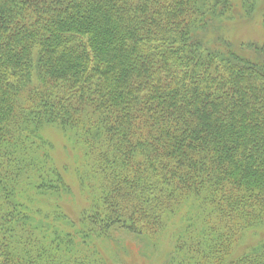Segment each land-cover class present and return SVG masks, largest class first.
Wrapping results in <instances>:
<instances>
[{
  "label": "trees",
  "instance_id": "1",
  "mask_svg": "<svg viewBox=\"0 0 264 264\" xmlns=\"http://www.w3.org/2000/svg\"><path fill=\"white\" fill-rule=\"evenodd\" d=\"M259 1L0 0V264L175 218L173 264H264V43L224 34Z\"/></svg>",
  "mask_w": 264,
  "mask_h": 264
},
{
  "label": "rangeland",
  "instance_id": "2",
  "mask_svg": "<svg viewBox=\"0 0 264 264\" xmlns=\"http://www.w3.org/2000/svg\"><path fill=\"white\" fill-rule=\"evenodd\" d=\"M264 12V0L259 1V6L256 10V15H261L257 21L251 19L244 22L245 19L238 18L235 21L227 23L228 32H224L227 37L234 39L238 44L245 42L264 43V28L261 23L262 13ZM258 19V18H257ZM223 26V25H222ZM215 33H211L213 36ZM216 36V35H215ZM213 36V37H215ZM212 37V38H213ZM45 133L54 139L57 143L56 159L58 161H67L66 155L72 153L67 146V151L61 146L59 141L63 137L60 133L54 130L47 129ZM76 183H72V198L65 203V210L70 215L71 209L83 206L85 204V196L80 193V188L76 187ZM69 220V219H68ZM67 220V221H68ZM182 225L180 219L175 218L164 224L163 229L153 238H140L125 230H113L111 238L104 240H96L94 248L97 251L95 256V264H173L171 258L174 256L173 245L176 239V231ZM254 240V237L244 239V244H249ZM248 248V246L246 247ZM246 248L237 252L239 256Z\"/></svg>",
  "mask_w": 264,
  "mask_h": 264
}]
</instances>
